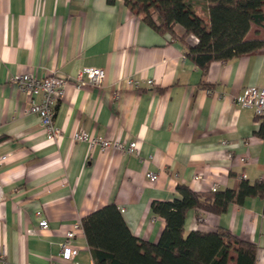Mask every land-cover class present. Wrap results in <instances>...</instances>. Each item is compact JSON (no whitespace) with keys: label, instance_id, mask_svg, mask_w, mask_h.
Masks as SVG:
<instances>
[{"label":"crops","instance_id":"crops-1","mask_svg":"<svg viewBox=\"0 0 264 264\" xmlns=\"http://www.w3.org/2000/svg\"><path fill=\"white\" fill-rule=\"evenodd\" d=\"M246 39L264 41V30L252 25ZM185 52L124 0H0V157L7 156L0 166V250L10 264H52L73 227L111 204L134 237L155 245L166 221L151 205L179 197V184L203 195L264 181L261 117L234 100L247 88H264V47L213 62L206 72ZM86 67L104 69L106 79L101 88L67 87L55 106L63 135L50 142L28 111L30 97L10 80L25 73L74 79ZM79 131L136 142L138 150L103 152L76 142ZM149 172L158 174L154 184ZM184 223L187 233L230 231L256 245L257 264H264V198L232 203L221 215L191 210ZM79 228L76 260L94 264Z\"/></svg>","mask_w":264,"mask_h":264},{"label":"trees","instance_id":"trees-1","mask_svg":"<svg viewBox=\"0 0 264 264\" xmlns=\"http://www.w3.org/2000/svg\"><path fill=\"white\" fill-rule=\"evenodd\" d=\"M114 3L115 0H108ZM126 7L161 35L169 34L186 47V57L204 72L213 62H227L258 52L262 40H247L252 25L264 30V0H124ZM180 27L181 32L175 28ZM195 39V40H194ZM196 41V42H195ZM257 136L264 139V117ZM179 197L155 201L152 212L166 228L155 245L131 234L119 209L111 204L81 221L94 264H257V247L230 231H185L191 210L221 215L232 203L264 198V181H244L238 189L203 194L179 184Z\"/></svg>","mask_w":264,"mask_h":264},{"label":"built area","instance_id":"built-area-1","mask_svg":"<svg viewBox=\"0 0 264 264\" xmlns=\"http://www.w3.org/2000/svg\"><path fill=\"white\" fill-rule=\"evenodd\" d=\"M195 40V39H194ZM196 42V41H195ZM87 78V81L84 80ZM106 79V71L94 67H86L79 71L77 78H63L56 75L40 78L31 73L20 74L12 77L10 80L13 85L30 97L29 113L39 117L42 126V132L46 139L55 143L62 135V128L55 124V106L64 98L67 87L73 83L79 89L86 86L101 88ZM129 86L139 89L138 82L129 79ZM149 86L153 81H148ZM235 104L241 108L252 109L258 117H264V88L250 87L235 99ZM76 142H87L91 148L99 146L103 152L109 149L124 151V153L135 154L138 150V143L132 142L126 145L121 142H113L108 139L89 135L84 132H76L74 135ZM7 156L0 157V166L7 160ZM158 174L149 172L147 178L154 184L158 181ZM245 177V176H244ZM1 196V185H0ZM40 229L46 230L49 223L46 220L40 222ZM81 225H75L73 231L67 234L66 239L61 244L59 259L52 264H80L76 260L78 252L73 247L72 242L76 236L75 231L80 229ZM0 264H10L6 252L0 250Z\"/></svg>","mask_w":264,"mask_h":264},{"label":"rangeland","instance_id":"rangeland-1","mask_svg":"<svg viewBox=\"0 0 264 264\" xmlns=\"http://www.w3.org/2000/svg\"><path fill=\"white\" fill-rule=\"evenodd\" d=\"M182 31V30H181Z\"/></svg>","mask_w":264,"mask_h":264}]
</instances>
